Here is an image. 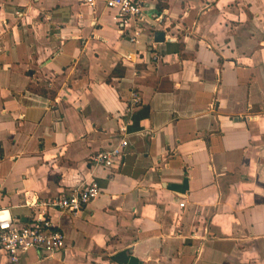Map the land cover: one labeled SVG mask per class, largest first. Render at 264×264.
Here are the masks:
<instances>
[{
	"label": "crops",
	"instance_id": "0c3cea01",
	"mask_svg": "<svg viewBox=\"0 0 264 264\" xmlns=\"http://www.w3.org/2000/svg\"><path fill=\"white\" fill-rule=\"evenodd\" d=\"M142 1L132 44L103 0H0V211L66 237L18 264H264V0Z\"/></svg>",
	"mask_w": 264,
	"mask_h": 264
},
{
	"label": "built area",
	"instance_id": "2783aa9c",
	"mask_svg": "<svg viewBox=\"0 0 264 264\" xmlns=\"http://www.w3.org/2000/svg\"><path fill=\"white\" fill-rule=\"evenodd\" d=\"M107 9L114 12L113 19L122 28L128 31L129 41L139 44L142 30L146 22V13L142 0H103ZM91 8H95L96 0H85ZM153 59L158 60L159 55L152 54ZM127 60H131L128 56ZM141 97L137 93L132 94L128 111L141 104ZM126 127L120 128L122 135L119 143L109 149L98 152L92 158L93 169L104 167L112 168L122 163V158L129 143ZM100 195V188L94 181L74 188L67 194H61L50 202V206L63 213L76 215ZM181 203L180 207L184 208ZM66 248L65 234L56 229L53 223L40 216L31 223L20 224L10 215H4L0 211V257L5 258L11 264H18L24 254L31 250L44 252L47 256L62 251Z\"/></svg>",
	"mask_w": 264,
	"mask_h": 264
},
{
	"label": "water",
	"instance_id": "95a60500",
	"mask_svg": "<svg viewBox=\"0 0 264 264\" xmlns=\"http://www.w3.org/2000/svg\"><path fill=\"white\" fill-rule=\"evenodd\" d=\"M165 35L162 32H158L155 34V40L157 43H163L165 41Z\"/></svg>",
	"mask_w": 264,
	"mask_h": 264
}]
</instances>
